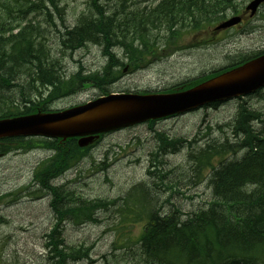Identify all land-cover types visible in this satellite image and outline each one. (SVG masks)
I'll return each mask as SVG.
<instances>
[{
  "label": "rangeland",
  "instance_id": "374dc122",
  "mask_svg": "<svg viewBox=\"0 0 264 264\" xmlns=\"http://www.w3.org/2000/svg\"><path fill=\"white\" fill-rule=\"evenodd\" d=\"M55 1L59 11L44 0L48 12L43 9L29 14L24 5H20L18 12L16 0H0V10L5 6L12 7L11 15L5 18L7 27H18L15 31L8 32L2 28L0 31L9 37L32 22L42 33L40 37L34 30L35 36L50 51L49 60L62 64L66 78L82 72L78 80L84 79L87 74L112 65V71L120 72V75L107 87V92L165 91L264 51V5L255 18L242 26L214 34L211 22H205L203 29L206 30L199 33L190 29L193 20L181 14L173 20L172 26L159 18L165 23L158 28L152 27L150 18L153 15L159 17L158 10L152 9L157 8L162 0H99L105 10L103 14L112 19L119 16L130 31L133 21L125 17L130 18L138 12L140 17L143 16L142 24L147 30L140 38L121 26L129 40L136 37L134 45L141 51H150L142 63L134 68L125 46L108 42L116 57L109 63L106 46L88 43L72 53L63 46L61 35L66 28L75 27L83 13H97L92 0ZM249 1L234 0V7L228 8L225 15L228 17L236 11H243ZM23 14L28 15L25 20H22ZM60 16L63 17L61 20ZM117 61L122 63L120 67H117ZM91 79L75 93L48 101L44 109L68 108L104 94L95 87L96 78ZM29 80L23 83L28 86ZM43 89L46 94L50 92L48 87ZM46 94L38 98L42 100ZM242 103L264 117L262 89L216 106L108 133L68 171L65 169L56 176L46 174L50 178L48 183L58 188V197L73 190L83 204L106 202V206H97L98 221L76 224L71 221L72 216L56 220L50 204L55 193L51 195L47 189L43 190L35 180L40 164L48 161V166L52 159L54 152L51 148L36 146L28 150L15 149L6 155L0 153V264H46L47 235L56 229L57 224L66 245L91 247L88 259L70 261L69 264H153L146 261L145 256L148 255L143 253L140 242L150 210L160 208L164 213L178 209L180 217L187 218L210 207L217 197L210 180L214 168H219L223 158L210 157V166L204 163L200 167L196 162L201 150H211L209 145L220 146L227 138L231 143L237 142V112ZM34 140L41 144L45 139L35 137ZM238 150L236 156L227 157L239 159L245 150ZM212 154L214 151H210V156ZM207 159L203 157L202 160L207 162Z\"/></svg>",
  "mask_w": 264,
  "mask_h": 264
},
{
  "label": "trees",
  "instance_id": "16d2710c",
  "mask_svg": "<svg viewBox=\"0 0 264 264\" xmlns=\"http://www.w3.org/2000/svg\"><path fill=\"white\" fill-rule=\"evenodd\" d=\"M16 1L18 12H20V5L26 6L29 14L43 9L49 11L44 0ZM48 1L59 11L60 8L55 0ZM98 1L92 0L97 9L96 14L83 13L78 17V24L75 27L66 28L65 33L61 35L63 46L71 53L88 43L106 46L105 52L109 56L110 63L116 57L112 48H109V43H118L125 46L130 63L134 65V68L137 67L150 52L146 49L141 51L134 45L136 37L143 38V34L147 33L145 25L142 24L143 16L140 17L138 12L130 18L126 15L127 20L133 21V29L130 31L126 29L127 25L122 23L119 16L112 19L111 16L104 15L105 10ZM234 5V0H162L157 8L152 9L158 10L159 17L153 15L149 24L157 28L165 22L171 24L173 20L179 18L178 14H181V16H187L188 20L197 22L194 29L200 31L204 26H200L201 22L209 23L212 20L224 19L227 9ZM11 10L10 6L0 10V29L8 32L18 28L7 27L5 18L9 16ZM49 15L51 18L52 14L49 13ZM27 16L23 14L22 20H25ZM62 18L60 16V20ZM159 18L165 22L160 21ZM28 23L29 25L20 29L21 31L16 35L11 34L5 37L3 36L5 34L0 31V118L31 114L38 110L46 111L44 108L47 107L48 101L75 93L92 80L91 77L96 78L97 82L94 81L96 87L103 93H107V87L112 85L114 79L120 75V72L112 71V65H106L94 74H87L85 80L82 78L78 80L82 72L66 78L62 64L58 65L56 61L49 60L50 51L35 36L34 30H37L40 37L42 33L32 22ZM121 26L136 37L132 36V40H129ZM247 59L243 58L241 62ZM241 62L237 60L233 65ZM116 65L120 67L122 63L117 61ZM214 74L199 78L197 81L201 82ZM24 80L31 81V84L27 86L23 83ZM43 87L50 88V92L46 94ZM43 93L46 96L44 95L45 98L40 100ZM256 115L255 109L242 103L237 112L238 125L235 131L237 142L231 143L227 138L220 146L209 145L211 150L200 151V158L196 162L200 167L204 163L210 166L212 163L210 157L223 158L219 162V168H214L210 180L217 197L207 210L193 213L187 218H181L178 209L163 213L153 208L149 215L147 213V221L140 236L142 251L148 255L145 256L147 262L150 261L153 264H264V117L259 113L255 121ZM242 135L244 136L240 139L237 138ZM34 139L0 140V153L11 152L13 149L28 150L37 145L55 149V155L49 160L48 166V161H44L36 170L35 180L42 185L43 190L47 189L51 195L55 193L50 204L56 220L61 221L65 216H72L71 221L76 224L98 221L97 206H106V202L95 204L88 200V205L83 204L81 197H76L77 194L73 190H68L64 195L62 194L63 196L58 197V188L50 185L48 183L50 178L46 177V174L56 176L73 166L86 154L87 150L80 148L74 139L66 147L61 146L57 140L45 139L40 142L41 144H37ZM164 140L167 141L168 138L165 137ZM239 148L245 150L242 157L239 159L226 157L236 156V153L240 151ZM210 151H214L211 156ZM203 157L209 158L208 161H203ZM69 198L74 201H70ZM55 226L56 229L47 235L46 264H69L70 261L89 258L91 247L66 245L60 225Z\"/></svg>",
  "mask_w": 264,
  "mask_h": 264
},
{
  "label": "water",
  "instance_id": "95a60500",
  "mask_svg": "<svg viewBox=\"0 0 264 264\" xmlns=\"http://www.w3.org/2000/svg\"><path fill=\"white\" fill-rule=\"evenodd\" d=\"M264 0H253L254 14ZM241 21L236 16L217 29ZM264 86V54L182 92L112 93L57 112H37L0 119V139L17 136L80 137V146L96 141L101 133L147 120L175 115L210 102L248 94Z\"/></svg>",
  "mask_w": 264,
  "mask_h": 264
},
{
  "label": "bare ground",
  "instance_id": "6f19581e",
  "mask_svg": "<svg viewBox=\"0 0 264 264\" xmlns=\"http://www.w3.org/2000/svg\"><path fill=\"white\" fill-rule=\"evenodd\" d=\"M133 5V4H132ZM231 11V10H230ZM95 44V43H94ZM214 103H212V104H208L207 106H214L213 105ZM168 118H171V115H169V116H165V117H161V118H157V119H152V120H147V121H144V122H140V124L141 123H148V122H154V121H159V120H161V119H168ZM35 186V185H34ZM132 197V196H131ZM130 197V198H131ZM133 198V197H132ZM157 209H159L161 212L163 211V210H161L160 208H157ZM220 211V210H219ZM193 214V213H192ZM208 214V213H207ZM191 215V214H190ZM189 215V216H190ZM188 216V217H189ZM187 217V216H186Z\"/></svg>",
  "mask_w": 264,
  "mask_h": 264
},
{
  "label": "flooded vegetation",
  "instance_id": "af4514ba",
  "mask_svg": "<svg viewBox=\"0 0 264 264\" xmlns=\"http://www.w3.org/2000/svg\"><path fill=\"white\" fill-rule=\"evenodd\" d=\"M240 15L242 16L243 15V17L246 19L247 17H248V13H242V9H241V11H240Z\"/></svg>",
  "mask_w": 264,
  "mask_h": 264
}]
</instances>
